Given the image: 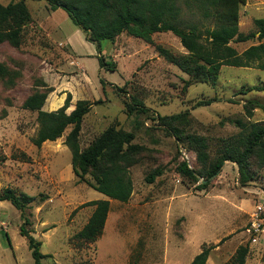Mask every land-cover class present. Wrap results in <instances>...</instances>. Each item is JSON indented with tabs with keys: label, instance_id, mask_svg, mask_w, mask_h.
Here are the masks:
<instances>
[{
	"label": "rangeland",
	"instance_id": "374dc122",
	"mask_svg": "<svg viewBox=\"0 0 264 264\" xmlns=\"http://www.w3.org/2000/svg\"><path fill=\"white\" fill-rule=\"evenodd\" d=\"M18 0H0L7 5ZM32 22L24 28L16 48L0 44V193L6 188L37 198L25 217L32 236L42 242L43 264H190L204 245H216L206 264H237V251L247 247L245 264H264V167L254 166V177L242 184L237 164L226 162L207 190L178 173L183 161L199 170L196 153L159 125L158 116L185 115L180 127L205 137L214 158L223 140L240 133L238 121L264 122V92L242 90L264 86V71L223 67L215 85L190 83L189 76L165 58L158 47L187 54L174 34L158 33L149 42L120 35L102 42L87 41L62 9L53 11L43 0H27ZM264 19V0H246L239 29L256 32L254 21ZM258 39L231 43L239 53ZM100 52L115 71L99 65ZM101 81H105V87ZM124 88L125 94L117 88ZM47 95L44 111H57L70 96L93 105L85 116L80 144L86 148L109 127L133 132L142 147L130 169L133 194L127 203L110 201L102 236L95 243H74L72 237L88 222L94 200H108L76 177L72 153L65 145L68 129L55 142L32 143L39 124L37 112L24 108L26 99ZM136 96L149 109L128 116L124 103ZM218 99L206 107L201 100ZM250 108L251 115L247 108ZM25 153L26 158L20 156ZM156 168L164 174L153 184L145 181ZM47 200L40 202V197ZM21 212L0 202V264H33L25 237L20 234Z\"/></svg>",
	"mask_w": 264,
	"mask_h": 264
},
{
	"label": "trees",
	"instance_id": "16d2710c",
	"mask_svg": "<svg viewBox=\"0 0 264 264\" xmlns=\"http://www.w3.org/2000/svg\"><path fill=\"white\" fill-rule=\"evenodd\" d=\"M27 0H18L7 5L0 3V44L8 42L18 48L22 44L23 31L32 22V15L26 4ZM53 11L62 9L73 24L84 32L87 41L100 49L102 42H115L122 35L139 38L149 42L158 33H172L180 39L187 54L179 55L158 47L160 56L177 66L189 76L190 83H208L215 85L223 67L255 68L264 71V19H256V32L244 35L239 29L240 9L246 0H43ZM254 39L259 44L252 45L242 53L231 43H245ZM99 65L107 71L117 69L116 62H108L100 52ZM105 87L106 82L101 81ZM125 94L124 88L116 87ZM264 92V86H254L242 90ZM47 95L35 93L24 102V108L37 112L39 130L32 143L41 147L46 142H55L70 129L65 145L72 153L74 174L81 182L87 177L93 180L90 187L103 194L108 200H94L84 206L94 210L85 224L72 240L74 243H95L103 234L110 212V201L127 203L133 194V181L130 169L138 163L142 147L134 144L135 134L109 127L97 136L86 148L80 144L82 123L93 105L103 104L102 100L94 103L78 101L74 110L70 107V96L63 107L57 111L43 110ZM124 103L128 116L146 114L149 109L136 96H129ZM210 98L198 101L195 107H206L217 102ZM250 106L261 108L264 105L250 102ZM249 115L250 108L246 107ZM185 115L170 117L158 116L159 125L188 150L196 153L201 168H192L187 161L178 166V173L197 184L200 191L207 190L221 172L226 162L237 164L242 184H247L254 177L253 168L264 167V122L243 123L238 121L240 133L223 140L217 155L210 156L208 141L205 137L186 132L180 127ZM22 158L28 159L25 153ZM164 174L163 168H156L149 173L145 181L153 184ZM47 197H40L44 202ZM7 201L21 212L22 225L20 234L27 239L33 264H43L46 255L42 252V242L37 241L28 230L30 220L25 212L33 206L37 198L12 188L0 193V202ZM216 245H204L200 254L190 264H206ZM247 247L237 251V264H245Z\"/></svg>",
	"mask_w": 264,
	"mask_h": 264
}]
</instances>
